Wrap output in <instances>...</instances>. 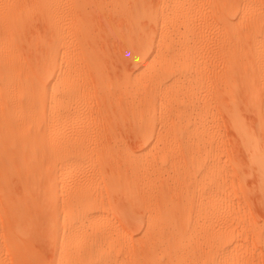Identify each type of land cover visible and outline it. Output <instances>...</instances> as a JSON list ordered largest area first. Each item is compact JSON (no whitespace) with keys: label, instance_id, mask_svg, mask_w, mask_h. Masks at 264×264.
I'll return each mask as SVG.
<instances>
[{"label":"bare ground","instance_id":"bare-ground-1","mask_svg":"<svg viewBox=\"0 0 264 264\" xmlns=\"http://www.w3.org/2000/svg\"><path fill=\"white\" fill-rule=\"evenodd\" d=\"M0 264H264V0H0Z\"/></svg>","mask_w":264,"mask_h":264},{"label":"rangeland","instance_id":"rangeland-1","mask_svg":"<svg viewBox=\"0 0 264 264\" xmlns=\"http://www.w3.org/2000/svg\"><path fill=\"white\" fill-rule=\"evenodd\" d=\"M147 3H149L152 6H155L157 4V0H147ZM205 7H206L205 11H207V14H209L210 13V6L207 4V5H205ZM125 28H126V26H125L123 21L111 16L108 13H105V15L97 16L92 21V25L89 29V35L91 36L92 40H95L97 42L96 46L99 48L101 53L106 57L107 64H108L107 66L110 67V69H112V71L114 69V71L112 73L114 75L115 74L118 75L121 72L120 70H122L123 68L124 69L127 68V70H130L132 68V66L130 65L131 63L129 61L128 62L130 64L127 62V59L129 56V51H128L127 45L124 43L123 39L121 40L120 37L118 38L117 36L113 35L115 32H116L115 35H117L118 31L124 32ZM67 32H71V31L69 29H67ZM209 32H208V35H212V33L214 31L211 33H209ZM73 40L74 39L72 38L71 42H73ZM35 50H39V49L35 48ZM115 130H116L117 138L123 139V141H125L126 145H128V147L130 149L138 146V145H136L137 143H135L134 140L132 141V137H129V136L127 137L128 134H125L124 129L122 127H117ZM219 130L224 134L225 138L227 137V143L228 144L230 143L231 145H233V146L228 145L230 147V150L232 148V151H231L232 157L235 158V160L240 161V163L244 164L245 163L244 156L240 152V150L236 147V144L234 142L233 136L231 135V132L227 131L222 125L219 126ZM128 138H130V139H128ZM127 142L129 144H127ZM133 142H134V144H133ZM136 149L137 148H135L133 150H136ZM233 150H234V152H233ZM252 182H253V179H249V184L252 185ZM252 199H254V200H252ZM252 199H251V203L254 205L257 202L256 201L257 196L253 195ZM252 211H253L252 213L255 215V217H257V218L260 217L258 219L262 220L263 216H260V215H262V213L259 212L256 205H255V207H253Z\"/></svg>","mask_w":264,"mask_h":264}]
</instances>
